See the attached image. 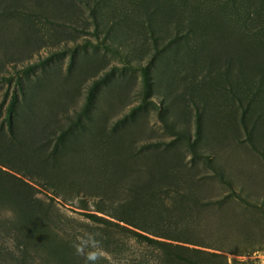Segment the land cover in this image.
Listing matches in <instances>:
<instances>
[{"label": "rangeland", "instance_id": "obj_1", "mask_svg": "<svg viewBox=\"0 0 264 264\" xmlns=\"http://www.w3.org/2000/svg\"><path fill=\"white\" fill-rule=\"evenodd\" d=\"M86 233L264 264V0H0V264H86Z\"/></svg>", "mask_w": 264, "mask_h": 264}, {"label": "clouds", "instance_id": "obj_2", "mask_svg": "<svg viewBox=\"0 0 264 264\" xmlns=\"http://www.w3.org/2000/svg\"><path fill=\"white\" fill-rule=\"evenodd\" d=\"M5 216L6 218H13L11 212H6ZM72 247L78 256H82L85 259L86 264H97L102 258L101 242L96 239V234L86 233L77 237L73 241Z\"/></svg>", "mask_w": 264, "mask_h": 264}]
</instances>
